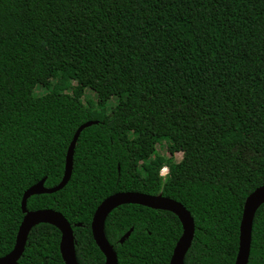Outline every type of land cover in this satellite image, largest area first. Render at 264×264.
<instances>
[{"label":"trees","instance_id":"16d2710c","mask_svg":"<svg viewBox=\"0 0 264 264\" xmlns=\"http://www.w3.org/2000/svg\"><path fill=\"white\" fill-rule=\"evenodd\" d=\"M107 88L110 107L84 98ZM88 122L65 187L26 202L65 218L77 264H104L92 217L127 192L189 212L183 264H234L244 202L264 186V0H0V258L14 246L23 194L60 183ZM181 233L173 214L137 205L104 223L117 264H169ZM59 242L55 227H33L18 264H64ZM247 264H264V203Z\"/></svg>","mask_w":264,"mask_h":264},{"label":"water","instance_id":"95a60500","mask_svg":"<svg viewBox=\"0 0 264 264\" xmlns=\"http://www.w3.org/2000/svg\"><path fill=\"white\" fill-rule=\"evenodd\" d=\"M96 124L88 122L79 127L70 142L64 162V171L60 183L50 189L44 187V179L30 187L22 196L20 209L23 215L18 227L14 246L5 256L0 258V264H18L24 251L26 239L31 229L39 224H48L55 227L60 233L59 254L64 264H77L74 258V237L71 226L58 212L52 210L28 211L27 200L36 195H50L63 189L68 183L72 172L73 153L80 133ZM264 203V186L254 190L245 200L239 225L238 250L234 264H247L251 241L252 221L257 209ZM123 205H137L153 210L166 211L173 214L179 221L182 229L181 236L176 242L169 264H183L186 251L189 249L194 233L193 220L185 208L161 195L150 196L140 193H116L105 200L95 210L90 224L93 242L103 255L104 264H117V258L112 247L108 244L104 235V223L107 216L116 208ZM79 227V225H76ZM132 229L125 233L119 240L123 244L131 234Z\"/></svg>","mask_w":264,"mask_h":264},{"label":"rangeland","instance_id":"374dc122","mask_svg":"<svg viewBox=\"0 0 264 264\" xmlns=\"http://www.w3.org/2000/svg\"><path fill=\"white\" fill-rule=\"evenodd\" d=\"M54 83V81L52 79H46V80H42L39 82V86L37 88V90L35 91V93H37V95H41L43 94L45 91L44 89L47 88V87H50L52 86ZM79 87L77 86V84H71L70 86H68V88H66L64 90V92L68 95L72 94V92L76 91ZM35 95V96H37ZM84 98L85 99H88V100H91V103H94V104H99L101 102H106V106L110 107L113 103V98H112V95H111V92L109 90V88L106 89L104 95L102 98H97L92 92L86 90L84 92ZM165 146H161V147H158L157 146V153L164 156V157H167L168 154L165 152ZM173 160H174V164H176L177 162H179L181 160V154L180 153H175L173 155Z\"/></svg>","mask_w":264,"mask_h":264},{"label":"clouds","instance_id":"9594fccd","mask_svg":"<svg viewBox=\"0 0 264 264\" xmlns=\"http://www.w3.org/2000/svg\"><path fill=\"white\" fill-rule=\"evenodd\" d=\"M169 173V168L168 167H163L160 172H159V175L162 177V178H165Z\"/></svg>","mask_w":264,"mask_h":264},{"label":"bare ground","instance_id":"6f19581e","mask_svg":"<svg viewBox=\"0 0 264 264\" xmlns=\"http://www.w3.org/2000/svg\"><path fill=\"white\" fill-rule=\"evenodd\" d=\"M145 208V207H144Z\"/></svg>","mask_w":264,"mask_h":264}]
</instances>
